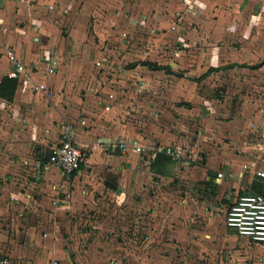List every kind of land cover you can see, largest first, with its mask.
I'll use <instances>...</instances> for the list:
<instances>
[{
  "label": "crops",
  "instance_id": "0c3cea01",
  "mask_svg": "<svg viewBox=\"0 0 264 264\" xmlns=\"http://www.w3.org/2000/svg\"><path fill=\"white\" fill-rule=\"evenodd\" d=\"M0 2V69L9 68V44L27 67L13 99L0 97V257L8 256L10 264L264 263L259 255L245 261L243 249L249 253L264 247L227 227L224 218L232 202L224 203L227 184L237 186L243 180L246 167L241 161L249 157L240 155L237 164L232 149L250 143L245 134L254 121L264 136V124L259 125L263 109L247 104L248 90L244 95L239 89L243 96L235 103L221 99L224 105L215 116L203 113L206 125L199 135L217 127L206 139L225 148L219 155L214 152L216 158L208 153L202 162L188 165L185 154L179 161H166L156 149L175 146L180 139L188 142L186 136L168 133L181 122V112L164 99L165 86L170 93L186 94L182 105L197 111L207 108V102L204 107L190 102L197 99L194 78L214 71L223 73L224 81L233 73L255 77L253 61H261L257 66L264 70V0H151L141 24L155 25L156 19L168 29L171 24L175 47L164 59L154 55L159 60L155 77L149 79L148 68L139 70L145 65L142 58L121 72L124 84L108 82L97 96L85 86L79 89V75L89 73L79 70V7L72 4L78 0ZM50 4H55L52 11ZM96 60L103 65L109 58ZM211 67L220 69L209 72ZM107 72L117 76L120 71ZM26 73L47 84L52 95L28 87ZM160 73L173 84H164ZM147 92L155 96L148 100ZM165 102L169 109H164ZM65 122L77 126L83 151L80 168L70 174L50 161ZM118 137L156 146L143 153L100 146V139ZM258 144L264 151V143ZM255 163L248 165L253 179ZM220 169L222 178L217 176ZM163 185L171 190L167 195ZM180 188L188 191L178 195ZM73 218H79V227ZM118 218L124 219L119 234L110 223Z\"/></svg>",
  "mask_w": 264,
  "mask_h": 264
},
{
  "label": "rangeland",
  "instance_id": "374dc122",
  "mask_svg": "<svg viewBox=\"0 0 264 264\" xmlns=\"http://www.w3.org/2000/svg\"><path fill=\"white\" fill-rule=\"evenodd\" d=\"M61 1L63 2V0ZM136 2L137 0H78L77 3H72L73 7H79V70L89 73V76L85 77L79 75V89H83L85 86L87 92H92L93 95L97 96L101 94L99 93V90H102L107 86L108 82H110V85L112 86L115 84L120 86L124 84L123 81L125 80V77L121 72L129 67L130 64L136 62L140 64V62H143V60H141L142 58H145V62H152L155 67L153 65L142 64V66L139 67V70H146L148 68V74L151 75L149 79L151 77L153 78L155 77L156 70L154 68L159 64V60H157L154 55L157 54V56H160L166 54L168 57L167 52L172 51L173 47H175L173 45L175 35L171 30V24H169V29L165 27V25H161V21L157 19V21H154L155 25L151 24L150 26H145L144 24H141L140 19L143 18L141 14L144 12V8L146 9L149 7L151 0H142V5H137ZM68 17H70V15ZM182 18L185 19V17ZM93 49L97 52H94ZM145 49L148 50L147 54H144L143 52ZM157 49L159 50L158 52ZM136 51L137 54L133 55ZM122 53L126 56L127 54H131V58H126L125 55L123 57ZM91 54H93V56ZM115 54H117V57H115ZM1 55L2 49H0V57ZM101 56L108 57V62L106 60L103 62V65L96 63V58ZM90 57H94L95 59L92 60ZM164 58L165 55L162 59ZM109 61L112 65L110 69L107 67L108 63H110ZM260 62L261 61H253L252 65H250V70L258 69L256 75H254L255 77H250L246 74L238 75L233 73L232 76L224 81L226 77L223 78V73L220 71H214V74L194 78V80L198 82L196 86L194 84L197 99L196 101L192 100L190 102L200 104L202 107H204L205 102H207V108L201 109V107H198L199 109L197 108V111H193L192 108H187V106L182 105L184 100L188 98L186 94L170 93L167 86H165L164 99L166 102L169 101L171 104L174 103L175 106L180 108L179 111L181 112V117L179 119L181 122L175 123L169 127L170 132L168 133H177L182 135V137H188V142H184L180 139L175 146H172V144H169V146H171L173 150L177 148L179 149V152H183V154H185L184 156L189 159L188 165L202 162L203 159H206L209 156L208 153H210V156H213L222 153L225 150L223 146L219 147L217 145L218 141L206 139V135L218 131L217 127H213V130L208 131V134L206 132V135H203V133L202 136L199 135V128L206 125V121L203 119V113L211 112V115L215 116L219 109L224 105L225 101H221V99H227V102L230 101L235 103L236 100L240 99V96H243V94L241 95L239 92V89H244V95L247 93L246 90H248L247 94L249 99L247 104L255 105L256 107L253 108H257L256 111L260 108L263 109L262 114L264 115V70H260L259 66H257ZM164 68L165 67L163 66L162 70ZM110 70L120 71L117 72L119 75L112 76L111 73L109 74L107 72ZM151 70H153V73H151ZM136 72L140 75V71L136 70ZM160 74L163 75L160 80H162L164 84H173V79L164 76L163 73ZM135 80L139 81L138 78ZM152 83L153 81L150 82V84ZM112 86H109V88ZM146 95L148 100H150V97L155 96L151 92H147ZM166 102L163 107L164 109H169L171 104L166 105ZM192 103L190 104L192 105ZM164 121L165 124H171V122L166 119H164ZM262 123L264 124L263 121H260L259 125H262ZM247 128L248 133L245 134V140H248L250 143H244L241 148L240 146H233L234 149H232L233 152H236L237 156L235 160L237 164L240 163V155L249 156L248 158H242L241 161V164H245L246 168L244 169V173H246L241 181L242 183L240 182L237 186L227 184L228 187L225 193H227L228 197L225 199L226 202H224L227 204L230 201H234L238 192L241 190H250L249 188L254 179L252 176L253 168L250 170L248 165L251 166L252 163L256 161L255 166L257 167V170L264 169V151L263 149H260L261 145H257V143H264L262 131L257 130L259 128L256 121L250 123ZM208 144H210L212 148L208 146ZM184 151H186V153H184ZM215 151L216 154H214ZM202 153H204V156ZM216 157L217 155L215 158ZM180 159H182V157L174 159V161H179ZM227 159L232 161L231 157ZM238 167L239 166L237 165L235 168L237 169ZM237 177H239L238 173L236 174V178ZM161 189L165 195H167L166 191H171L168 189L167 185L161 186ZM186 191L188 190H182L180 188L178 195H182V192L185 193ZM221 200L223 201L224 199L222 198ZM218 212L220 211H215V214ZM72 223L75 227H79V218H73ZM110 223L115 224V230L119 234V231H122L124 219L118 218L116 221ZM87 224H89V222H87ZM217 224H219V222H217ZM80 227H82V224ZM243 251L245 261L248 262L253 261L252 258L258 255L264 257V251H251L249 253H246L244 249Z\"/></svg>",
  "mask_w": 264,
  "mask_h": 264
},
{
  "label": "built area",
  "instance_id": "2783aa9c",
  "mask_svg": "<svg viewBox=\"0 0 264 264\" xmlns=\"http://www.w3.org/2000/svg\"><path fill=\"white\" fill-rule=\"evenodd\" d=\"M54 8L55 4L49 5L51 11ZM175 28L176 26H173V29ZM6 49L9 68L0 69V74L20 78L27 67L18 58L13 45L9 44ZM24 81L33 90H40L47 97L52 95V91L47 84L34 81L29 73L24 75ZM82 123H85V121H82ZM77 137V126L74 123L65 122L60 142L52 148L50 161L56 164L64 173L70 174L80 168L83 151L77 142ZM100 144L104 150L112 149L121 152L134 150L139 153L145 152L151 146H156L151 142H143L140 138L129 137L110 138L109 140L100 139ZM156 147L158 152H163L173 159L183 156V152H179L177 148L173 150L169 145ZM255 174L264 177V170L258 169ZM217 176L219 178L224 176L221 169L218 170ZM225 222L227 227L234 229L240 236L247 237L253 243L264 247V193L251 190L245 191V189L238 192L235 200L226 207ZM0 264H10V258L5 255L0 257ZM53 264H57V261H54Z\"/></svg>",
  "mask_w": 264,
  "mask_h": 264
},
{
  "label": "trees",
  "instance_id": "16d2710c",
  "mask_svg": "<svg viewBox=\"0 0 264 264\" xmlns=\"http://www.w3.org/2000/svg\"><path fill=\"white\" fill-rule=\"evenodd\" d=\"M144 64L153 65L155 67V65L152 62H144ZM218 69L219 68L211 67L209 69V72L214 71V70H218ZM205 74L206 73L202 74V77H205L204 76ZM18 85H19V79L18 78H14L11 76L4 75L0 79V97L5 99V100H9V101L12 100L15 93H16ZM185 103H187V102H185ZM159 156L166 159V161L173 160V158H171V156H169L163 152H160ZM249 189L251 191H257V192L264 193V181L254 179V181L252 182V185Z\"/></svg>",
  "mask_w": 264,
  "mask_h": 264
},
{
  "label": "water",
  "instance_id": "95a60500",
  "mask_svg": "<svg viewBox=\"0 0 264 264\" xmlns=\"http://www.w3.org/2000/svg\"><path fill=\"white\" fill-rule=\"evenodd\" d=\"M213 174L215 175L216 172H213ZM256 178H257L258 180L264 181V177H261V176H258V175H257Z\"/></svg>",
  "mask_w": 264,
  "mask_h": 264
}]
</instances>
